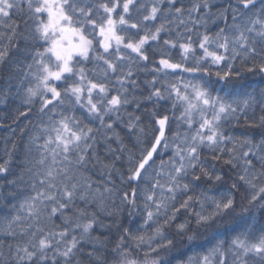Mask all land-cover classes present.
<instances>
[{
    "label": "snow or ice",
    "instance_id": "1",
    "mask_svg": "<svg viewBox=\"0 0 264 264\" xmlns=\"http://www.w3.org/2000/svg\"><path fill=\"white\" fill-rule=\"evenodd\" d=\"M0 264H264V0H0Z\"/></svg>",
    "mask_w": 264,
    "mask_h": 264
}]
</instances>
